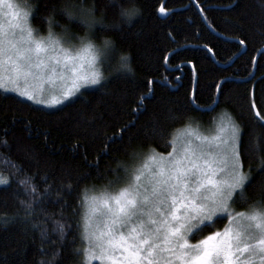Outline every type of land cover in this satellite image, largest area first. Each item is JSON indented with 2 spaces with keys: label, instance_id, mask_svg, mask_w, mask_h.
<instances>
[{
  "label": "snow or ice",
  "instance_id": "snow-or-ice-1",
  "mask_svg": "<svg viewBox=\"0 0 264 264\" xmlns=\"http://www.w3.org/2000/svg\"><path fill=\"white\" fill-rule=\"evenodd\" d=\"M159 11L166 12L164 7ZM140 15L142 9L134 0H61L59 7L50 6V0H0V89L57 105L85 86L107 81L101 68H111L114 58L118 72H133L130 56L121 54L116 40L99 34L123 33L124 26H131ZM57 16H66L69 26L62 25ZM33 18L46 26V36H39L40 29L32 27ZM73 22L83 34L72 32ZM57 28L61 34L54 31ZM44 81L59 82V95L46 99ZM36 82L39 87L34 86ZM189 98L195 100V93ZM250 106L264 127V114L254 101ZM171 119L173 124L184 122V131L176 136L175 128L154 124L148 135L172 150L166 155H147L144 162H136L134 137L128 131L133 122L114 134L112 142L104 145V153L123 146L133 163L112 167L105 161L107 166L102 168L97 158L93 162L96 178L107 179L111 172L115 179L99 192L87 187L80 190L75 208L65 197L73 194L80 178L76 186L61 181L54 188L47 173L37 183L38 174H28L22 163L16 164L12 179L23 174L22 179H15L20 207L11 215L0 214V225L19 219L26 233L30 228L39 230V250L45 259L38 264H63L62 250L77 239L86 247L71 248L72 264H91L92 260L100 264H264V134L252 140L256 164H246V133L235 120L222 117L217 123L213 117L215 134L204 135L190 127L187 111L177 109ZM0 144L11 149L7 140ZM0 184L10 186V180L0 179ZM20 194L25 199H19ZM236 204L247 207L237 211ZM82 208L87 209L83 223L75 221L76 229L82 227V231L68 241L73 225L67 223L71 216L65 213L71 210L80 215ZM224 219L229 225L214 230ZM52 233L56 241L51 240ZM46 243L53 249L50 255L43 248Z\"/></svg>",
  "mask_w": 264,
  "mask_h": 264
},
{
  "label": "trees",
  "instance_id": "trees-1",
  "mask_svg": "<svg viewBox=\"0 0 264 264\" xmlns=\"http://www.w3.org/2000/svg\"><path fill=\"white\" fill-rule=\"evenodd\" d=\"M60 3L61 0H50V6L59 7ZM134 3L142 9V15L134 18L131 26H124L125 32L99 34L116 40L121 54L130 56L133 72L123 69L118 72L119 64L114 58L111 68H102L107 81L99 86L88 85L64 104L50 108L0 89V141L11 144V149L0 144V174L10 180V186L0 184V214L11 215L20 207L15 179H22L23 174L12 179L16 164L22 163L28 174H38L37 183L39 176L47 173L54 188L61 181L76 186L80 178L73 194L65 197L75 208L80 190L87 187L99 192L108 180L115 179L111 172L107 179L96 178L93 162L97 158L101 159L102 168L107 166L105 161L112 167L117 163L125 167L133 163L123 146L108 154L103 151L104 145L110 144L124 125L133 122L128 131L134 137L132 147L136 149L137 163L143 162L147 155L171 151V147L165 149L161 140L148 133L157 123L175 128L176 133L183 129L184 122L172 123L177 109L187 111L190 126L197 122L208 126L220 114L234 119L245 129V163L256 164L251 144L255 136L264 134V127L257 122L250 105L254 101L264 114V51H261L264 0H134ZM162 5L170 12L165 18L159 16ZM57 19L69 26L66 16ZM31 25L40 29L39 35L47 34L39 18H33ZM70 26L72 32L83 34L75 22ZM54 31L61 34L62 29ZM193 92L195 100L189 98ZM124 139L127 141V136ZM149 148L153 151L148 152ZM87 173L91 176L83 175ZM40 186L44 187L42 183ZM54 198L53 192L49 212L53 210ZM19 199H25L23 194ZM246 207L234 205L237 211ZM79 211L80 215H73L71 210L65 213L71 216L67 223L73 225L68 241L82 231L75 224L78 220L83 223L84 208ZM226 223L227 219L222 220L214 230L222 229ZM25 227L19 219L0 225V264H38L45 259L39 250V230L30 228L26 233ZM46 227L50 230L51 224ZM56 239L57 235L52 233L51 240ZM81 246L86 244L81 245L77 239L75 245L62 250L63 264H72L71 248ZM43 248L49 255L53 250L48 243Z\"/></svg>",
  "mask_w": 264,
  "mask_h": 264
},
{
  "label": "rangeland",
  "instance_id": "rangeland-1",
  "mask_svg": "<svg viewBox=\"0 0 264 264\" xmlns=\"http://www.w3.org/2000/svg\"><path fill=\"white\" fill-rule=\"evenodd\" d=\"M39 35V34H38ZM47 35V34H46ZM46 35H39V36H46ZM88 69H87V64L85 63V71H87ZM101 71H102V68H101ZM34 86L35 87H39L40 86V82H36L35 84H34ZM43 87H44V89H45V98L46 99H50L53 95H59V92H60V89H61V87H62V85L59 83V82H55V83H48L47 81H44L43 82ZM86 87V86H85ZM84 88V87H83ZM1 90H3V91H5V92H8V93H12V94H16V95H18V96H20L17 92H14V91H11L10 89L9 90H5V89H1ZM21 97V96H20ZM22 98H24V99H27V97H22ZM71 98V97H70ZM69 98V99H70ZM69 99H67V100H64L62 103H60L61 105L62 104H64L65 102H67ZM28 100V99H27ZM29 101H31V102H33V103H35V104H37V105H40V106H44V107H57V105L58 106H60L59 104H57V105H49V104H47V103H44V104H41V103H37L35 100H29ZM230 118L228 115H226V114H220L217 118H216V122L218 123L219 122V120L221 119V118ZM230 119H232V118H230ZM234 120V119H233ZM236 122V121H235ZM193 130H196V131H198V132H202L204 135H212V134H215V131H214V123H211L210 125H208V126H204V125H200L198 122H197V124H194L193 126H190ZM184 131V128L183 129H181V130H179L175 135L176 136H179V134L180 133H182ZM177 147H179V141H177ZM154 154H158V153H153L152 155H154ZM165 155L167 154V153H164ZM147 159V158H146ZM145 159V160H146ZM144 160V161H145ZM143 161V162H144ZM0 179H6L5 177H2V176H0ZM96 192H98V191H96ZM234 207V206H233ZM236 209V208H235ZM87 209L86 208H84V212L86 211ZM239 211H245V210H239ZM226 225H229V221L227 220V223H226ZM225 225V226H226ZM224 226V227H225ZM233 227H234V225H232ZM223 227V228H224ZM222 228V229H223ZM86 247V246H85ZM91 264H100V262L99 261H97V260H92L91 261Z\"/></svg>",
  "mask_w": 264,
  "mask_h": 264
},
{
  "label": "water",
  "instance_id": "water-1",
  "mask_svg": "<svg viewBox=\"0 0 264 264\" xmlns=\"http://www.w3.org/2000/svg\"><path fill=\"white\" fill-rule=\"evenodd\" d=\"M161 7H164V6L162 5ZM161 7H160V8H161ZM169 13H170V12H168V11H166L165 13H161V12L159 11V16H160L161 18H165L166 16L169 15ZM243 51H244V49H243ZM261 51H264V49H262Z\"/></svg>",
  "mask_w": 264,
  "mask_h": 264
}]
</instances>
